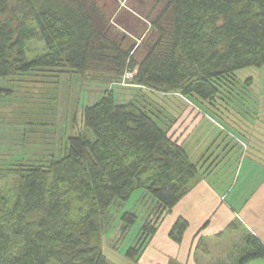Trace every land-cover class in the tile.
<instances>
[{
    "label": "trees",
    "instance_id": "obj_1",
    "mask_svg": "<svg viewBox=\"0 0 264 264\" xmlns=\"http://www.w3.org/2000/svg\"><path fill=\"white\" fill-rule=\"evenodd\" d=\"M157 2L163 7L149 20L155 37L137 60L131 46L110 35L104 13L94 3L0 0V78L44 68L104 69L119 78L136 69L132 81L159 92L160 98L180 91L184 104L212 103L213 110H220L216 103L234 97L240 85L237 71L264 65V0ZM38 34L48 51L30 59L25 41ZM157 116L134 102L103 95L85 105L87 131L68 138L64 156L48 164L0 166V180L19 177L13 198L0 191V264H108L93 239L104 229L110 207L143 186L147 172L145 189L155 197V212L171 210L203 178L202 164L190 158ZM74 200L80 203L76 217L71 216ZM137 217L133 211L122 214L124 232ZM159 223L158 218L144 224L141 244L127 250L132 261H138ZM232 225L237 223L225 229ZM188 226L180 216L170 235L181 241ZM244 242L235 264L264 257L259 237L248 231Z\"/></svg>",
    "mask_w": 264,
    "mask_h": 264
},
{
    "label": "rangeland",
    "instance_id": "obj_2",
    "mask_svg": "<svg viewBox=\"0 0 264 264\" xmlns=\"http://www.w3.org/2000/svg\"><path fill=\"white\" fill-rule=\"evenodd\" d=\"M85 2L89 6L94 3L95 8L104 13L110 35L121 39L125 46H131L135 59L141 60L156 34L149 20L161 10L163 2ZM28 24L36 29L33 20ZM39 35L25 41L30 59L48 51L46 42ZM105 71L44 68L1 77L0 166L48 164L52 158L64 156L68 138L87 131L83 118L85 105L109 94L116 102H134L158 114V119L166 122L170 135L184 145L190 158L202 164L200 173L203 176H198L203 177L207 186L215 185L220 191L236 176L237 190L246 179L248 169L264 165V65L247 66L237 71L240 85L234 97L222 98L216 103L220 110H213L215 105L212 103L204 105L189 100L188 105L184 104L178 99L183 98L180 91L162 93L165 98H160L155 94L159 92L133 82L134 76L128 81L124 74L112 78ZM247 79H251V87ZM148 177V172L142 175L143 186L135 189L128 200H118L110 207L104 229L93 239L107 255L108 264L237 263L245 248L244 236L248 230L237 217L230 221L233 213L228 209L227 197L223 196L225 201H221L212 192L197 190L183 199L200 179L197 183L194 181L183 200L167 213L157 215L155 197L145 189ZM18 183L17 175L8 176L0 180V191L13 198ZM73 202L71 216L76 217L79 214L76 204L80 203ZM254 203L255 197H251L244 208L248 217ZM125 211H133L138 216L127 232L121 228V216ZM180 216L189 221V226L178 241L172 238L170 230ZM158 218L160 223L156 233L143 247L138 261H132L127 250L141 244L145 236L144 224ZM233 222L237 223L236 227L232 225L225 229Z\"/></svg>",
    "mask_w": 264,
    "mask_h": 264
},
{
    "label": "crops",
    "instance_id": "obj_3",
    "mask_svg": "<svg viewBox=\"0 0 264 264\" xmlns=\"http://www.w3.org/2000/svg\"><path fill=\"white\" fill-rule=\"evenodd\" d=\"M235 177H232L230 184L227 187H223L220 191L215 185L210 184V186H207L204 183L205 180L201 179L183 199L189 198L197 190H204L205 193L212 192L221 201H225L223 196L227 197L229 200L228 209H231V213H233L232 216L230 215V221L237 217L249 232H252L264 242V165L258 169H255V166L248 169L245 172L246 179L241 181V186L237 190L235 189L239 181L236 180L234 184ZM251 197H255V203L254 207L249 211L251 215L248 217V212L244 208ZM200 199L204 200L201 197ZM221 201L219 202L220 204L222 203ZM220 220L223 219L221 218ZM245 264H264V257L250 260Z\"/></svg>",
    "mask_w": 264,
    "mask_h": 264
},
{
    "label": "built area",
    "instance_id": "obj_4",
    "mask_svg": "<svg viewBox=\"0 0 264 264\" xmlns=\"http://www.w3.org/2000/svg\"><path fill=\"white\" fill-rule=\"evenodd\" d=\"M136 73V69L135 70H126L124 72V78L128 81H130V79H132V77L134 76V74Z\"/></svg>",
    "mask_w": 264,
    "mask_h": 264
}]
</instances>
